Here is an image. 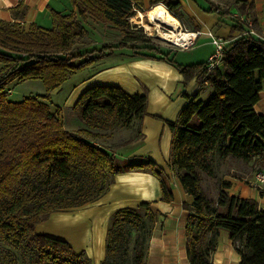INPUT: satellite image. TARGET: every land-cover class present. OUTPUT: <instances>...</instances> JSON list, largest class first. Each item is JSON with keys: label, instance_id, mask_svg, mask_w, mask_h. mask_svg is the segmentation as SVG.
<instances>
[{"label": "trees", "instance_id": "1", "mask_svg": "<svg viewBox=\"0 0 264 264\" xmlns=\"http://www.w3.org/2000/svg\"><path fill=\"white\" fill-rule=\"evenodd\" d=\"M69 2V11L49 8L48 28L0 19V264H93L85 251H76L64 239L38 233L36 226L51 211L97 200L119 172L154 174L161 200H173L170 179L153 160L119 165L97 140L109 136L115 125L129 127L139 120L145 114L146 93L129 94L121 87L102 84L86 88L72 107L83 123L74 131L64 127L59 108L50 109L52 90L120 48L160 55L176 65L183 83L197 73L200 85L212 87L205 101L198 94L190 97L177 120L169 122L168 166L193 198L183 205L188 211L185 237L190 264H214V237L220 230L228 231L240 253L239 264H264V210L252 198L231 194L230 183L217 179L213 170L215 154L241 163L258 158L264 165V114L254 110L264 80V38L247 33L238 22L231 30L242 33L229 38L221 67L207 70L208 60L179 65L168 57L169 51L163 53L148 43L141 30L130 28L129 18L134 8H142L143 0ZM146 2L151 7L163 3L173 13L180 5V1ZM235 4L241 13L254 12L248 0H235ZM26 10L20 1L12 14L22 19ZM203 10L219 18L228 13ZM85 18L117 28L122 38L81 50L78 44L88 34L82 22ZM15 79H40L46 93L9 100L6 87ZM155 220L147 201L115 211L101 264H146Z\"/></svg>", "mask_w": 264, "mask_h": 264}, {"label": "crops", "instance_id": "2", "mask_svg": "<svg viewBox=\"0 0 264 264\" xmlns=\"http://www.w3.org/2000/svg\"><path fill=\"white\" fill-rule=\"evenodd\" d=\"M20 1L27 7L22 19L14 18L12 14V8ZM248 2L253 4L254 19L259 30L257 35L264 37V0H248ZM49 8L69 11L71 4L69 0H0V19L34 22L48 28L51 26ZM218 18H211L212 26L207 29H212L215 31L214 34L222 37L227 35L236 37L240 31H232L229 25L218 21ZM198 28L201 30L199 25ZM212 53H209L204 61L178 58L179 60L174 62L179 65L205 62ZM85 70L87 71L85 78L73 84L66 97L65 104L70 110L79 95L93 85H114L129 94L146 93L145 114L139 120H133L127 127V130L134 129L130 136L128 132H124L125 134L117 137L115 142L109 139L110 135L97 140L114 154L115 161L119 165L144 159L153 160L168 175L173 200L170 202L161 200L159 180L154 174L123 171L115 174L108 190L97 200L77 207L51 211L48 220L37 224V232L64 238L76 251H85L93 264H101L105 257L106 234L113 213L118 209L135 207L140 202L147 201L150 202L156 220L148 244L146 264H190L185 237L188 211L183 205L190 204L193 198L185 191L178 176L168 166L172 141L169 122L177 120L190 97L198 94V98L205 101L212 92V87L208 84L200 85L197 73L183 83V75L174 63L160 55L136 54L130 48L116 49ZM61 89L62 85L52 91ZM62 107H59L60 114ZM254 110L258 114H264V80H262L260 99L254 104ZM67 121L66 126L63 120L67 130L74 131L83 127L79 115ZM117 131L115 134L119 133ZM257 163L258 158L241 163L232 161L228 157H221L219 154L213 156L215 176L230 183L229 192L254 199L259 208L264 210V193L258 189L253 177V166ZM52 222H56L55 227L50 226ZM63 223L66 225H62ZM214 240L215 248L212 251L214 264H239L240 253L236 250L228 231L220 230Z\"/></svg>", "mask_w": 264, "mask_h": 264}, {"label": "rangeland", "instance_id": "3", "mask_svg": "<svg viewBox=\"0 0 264 264\" xmlns=\"http://www.w3.org/2000/svg\"><path fill=\"white\" fill-rule=\"evenodd\" d=\"M167 1H170V2L180 1V5L178 6V8L174 9V13L176 15L173 12H171L170 9L166 5H164L163 3L162 4L168 9V11L174 17L178 19V21L181 24V27L184 30H186L187 32L200 30L198 28V25L201 28L200 31H202V29L203 30L206 29L205 31H202L203 33L201 35L198 36L194 46H192L191 48L179 49L176 46V44H173L171 42H168L166 40H163L157 37L156 33L151 31V28L153 27L151 24H149V27L146 25L145 21L143 20V17L141 16L142 13L145 15L152 13V11L156 7H158L159 3L151 7L149 6L148 2H142V8L136 7L134 9V14L129 18V22H130V28L132 30L136 32L141 30V32L144 35V38L145 37L149 38L148 40L149 44L159 46V48L163 52L169 50V52L167 53L168 57L174 59L175 61H177L178 58H182L183 60H203L204 61L206 59V56L209 53L214 52V45L211 43V38L206 32L207 31H210L212 33L215 32L212 29H207V28H209V26H212L211 18L213 17L216 18L219 16L216 13L206 12L203 9H212V10L218 9L217 12L219 13L228 11V13L225 16L221 17L223 18V20L218 18V21L225 22L230 27L234 26L235 23H238V22L241 23L237 19H239V17L243 18L245 16V19H249L248 25L249 23L251 24L253 31L255 32L254 34L258 36L257 33L259 32V30L256 31V28H255V23H254L255 19H254V14H253L254 12H252L251 14L239 12L236 9L235 0H197L200 6L197 5L194 2V0H167ZM145 19L147 20V16L145 17ZM82 22L87 28L88 34L83 39V41L78 44V48H81V50H84L85 48H91L93 46L98 48L99 46H101L102 43L117 42L122 38V35L119 32V30L108 24L102 23L100 21H95L91 18H85L82 20ZM244 25L246 26V28H250L247 25V23H245ZM241 33L242 32H239L237 33V35H240ZM258 37L264 38L261 35ZM224 38L227 41H229L230 40L229 38H231V36L227 35ZM129 42L135 43V40H130ZM197 62H201V61H197ZM87 67L76 71L72 76H70L62 84L61 90H55V91L50 92V100H49L50 109L51 111L56 112V110L60 106H63L60 117L62 121L64 120L66 126L68 125V121H67L68 119H71L72 117H75V115H78V112L72 109L70 110V108L67 107V104H65L66 97L69 91H71V89L73 88L72 87L73 84H76L78 80L81 81L85 78V76L87 75V71L85 69H87ZM6 90L8 92L7 98L12 101H20L26 96L41 95V94L46 93L45 85L43 81L40 79H27V80H22V81L15 79L14 81H11L8 83ZM132 130H127V127L123 125H119V126L115 125V129L113 133L112 132L110 133L109 139L115 142L117 137H120L123 134H125L124 132H128L129 133L128 136H130V134L132 133ZM116 131L119 132L120 134L119 133L115 134ZM257 168H264V165L257 163L255 166H253V170ZM48 219H49V216L48 218L44 219L42 223H44ZM50 236H54V235H50ZM54 237H57V236H54ZM61 239H64V238H61Z\"/></svg>", "mask_w": 264, "mask_h": 264}, {"label": "bare ground", "instance_id": "4", "mask_svg": "<svg viewBox=\"0 0 264 264\" xmlns=\"http://www.w3.org/2000/svg\"><path fill=\"white\" fill-rule=\"evenodd\" d=\"M146 25L149 27L151 24L153 27L151 31L156 33V36L171 42L173 44L184 45L186 41L192 38L190 32H187L181 27L180 22L174 17L163 4H158L152 13L141 15ZM147 16V20L145 17ZM56 222L50 223V226L55 227ZM62 225H66L63 223ZM67 229V228H66Z\"/></svg>", "mask_w": 264, "mask_h": 264}, {"label": "built area", "instance_id": "5", "mask_svg": "<svg viewBox=\"0 0 264 264\" xmlns=\"http://www.w3.org/2000/svg\"><path fill=\"white\" fill-rule=\"evenodd\" d=\"M237 20H239L243 24L247 23V25H248L249 19H245V16L243 18L239 17V19H237ZM248 26L250 27V28H247L248 32L254 34L255 32L253 31V28H252L250 23ZM189 32L192 35V38L189 39L188 41H186V43L184 45L177 44L176 46L179 49L191 48L192 46H194L198 36L203 33L200 30L189 31ZM206 33H208V35L211 38V43L214 45V52L209 56L208 63L206 64V69L210 70V69L218 68V67L222 66V64H223L222 50L228 41L224 37L217 35V34H214L210 31H207ZM253 177H254V181H255L256 185L258 186V189L262 193H264V168H257L255 170H253Z\"/></svg>", "mask_w": 264, "mask_h": 264}]
</instances>
